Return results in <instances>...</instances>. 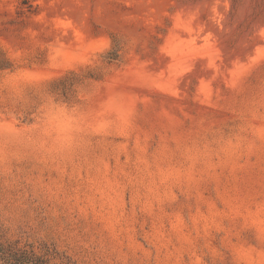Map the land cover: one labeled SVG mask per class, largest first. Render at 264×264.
<instances>
[{
	"label": "rangeland",
	"instance_id": "1",
	"mask_svg": "<svg viewBox=\"0 0 264 264\" xmlns=\"http://www.w3.org/2000/svg\"><path fill=\"white\" fill-rule=\"evenodd\" d=\"M0 245L264 264V0H0Z\"/></svg>",
	"mask_w": 264,
	"mask_h": 264
},
{
	"label": "trees",
	"instance_id": "2",
	"mask_svg": "<svg viewBox=\"0 0 264 264\" xmlns=\"http://www.w3.org/2000/svg\"><path fill=\"white\" fill-rule=\"evenodd\" d=\"M0 264H50L48 259L31 250H21L0 245Z\"/></svg>",
	"mask_w": 264,
	"mask_h": 264
}]
</instances>
